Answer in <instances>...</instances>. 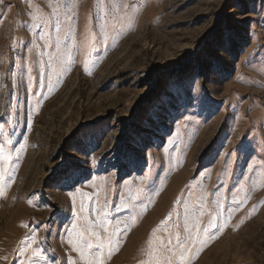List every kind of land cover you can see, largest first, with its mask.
Instances as JSON below:
<instances>
[{
  "label": "rangeland",
  "instance_id": "rangeland-1",
  "mask_svg": "<svg viewBox=\"0 0 264 264\" xmlns=\"http://www.w3.org/2000/svg\"><path fill=\"white\" fill-rule=\"evenodd\" d=\"M0 264H264V0H0Z\"/></svg>",
  "mask_w": 264,
  "mask_h": 264
}]
</instances>
